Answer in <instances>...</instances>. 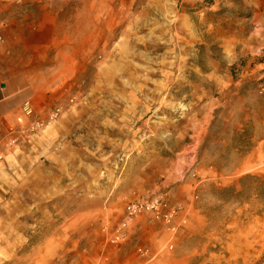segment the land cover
Masks as SVG:
<instances>
[{
	"label": "rangeland",
	"instance_id": "374dc122",
	"mask_svg": "<svg viewBox=\"0 0 264 264\" xmlns=\"http://www.w3.org/2000/svg\"><path fill=\"white\" fill-rule=\"evenodd\" d=\"M0 30L44 57V116L61 109L0 156V264L263 257L240 179L264 180V0H0ZM157 196L181 224L142 214L121 238L126 204ZM151 223L175 233L132 231Z\"/></svg>",
	"mask_w": 264,
	"mask_h": 264
},
{
	"label": "crops",
	"instance_id": "0c3cea01",
	"mask_svg": "<svg viewBox=\"0 0 264 264\" xmlns=\"http://www.w3.org/2000/svg\"><path fill=\"white\" fill-rule=\"evenodd\" d=\"M9 32H2L4 39L0 36V156H6L16 147L25 146L24 134L31 120L44 116V111L55 104L51 102L52 95H47L50 86L44 80V57L31 59L15 49L14 38L10 37ZM26 103L32 107L33 116L26 114ZM181 220V217H176L172 226L177 227ZM143 229L148 231V237L156 245L161 237L175 233L171 228L157 223L136 226L132 231L137 233ZM146 247L151 249L150 245Z\"/></svg>",
	"mask_w": 264,
	"mask_h": 264
},
{
	"label": "built area",
	"instance_id": "2783aa9c",
	"mask_svg": "<svg viewBox=\"0 0 264 264\" xmlns=\"http://www.w3.org/2000/svg\"><path fill=\"white\" fill-rule=\"evenodd\" d=\"M25 112L29 116H33L34 111L29 103H26ZM61 109L56 107L51 109L46 116H37L31 120L30 126L27 132H38L48 125L51 121L55 120L60 115ZM26 132V133H27ZM180 212L179 206L171 205L170 202L163 196H157L152 199H136L126 204L124 217L122 219L121 225L118 229L120 237H124V232L122 231L126 228L137 216L142 214H151L153 218L157 220H162L166 224L173 222L175 217ZM143 253H148L147 249L140 248Z\"/></svg>",
	"mask_w": 264,
	"mask_h": 264
},
{
	"label": "trees",
	"instance_id": "16d2710c",
	"mask_svg": "<svg viewBox=\"0 0 264 264\" xmlns=\"http://www.w3.org/2000/svg\"><path fill=\"white\" fill-rule=\"evenodd\" d=\"M240 183L243 186V190L245 188L253 190V195H255L259 200H261L264 205V180L261 177L252 174H247L240 179ZM251 184H253V186H251ZM243 190L237 191L235 190V188H224L221 190V192L233 191V198L235 200H239L240 197H242L243 195ZM249 198L251 199V197ZM255 264H264V255Z\"/></svg>",
	"mask_w": 264,
	"mask_h": 264
},
{
	"label": "bare ground",
	"instance_id": "6f19581e",
	"mask_svg": "<svg viewBox=\"0 0 264 264\" xmlns=\"http://www.w3.org/2000/svg\"><path fill=\"white\" fill-rule=\"evenodd\" d=\"M71 51H72V50L70 49V52H71ZM75 51H76V50H75V48H74L73 53H75Z\"/></svg>",
	"mask_w": 264,
	"mask_h": 264
}]
</instances>
